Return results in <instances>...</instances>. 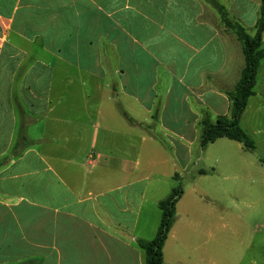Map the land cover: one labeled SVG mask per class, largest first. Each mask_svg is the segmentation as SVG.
<instances>
[{"label": "crops", "instance_id": "obj_1", "mask_svg": "<svg viewBox=\"0 0 264 264\" xmlns=\"http://www.w3.org/2000/svg\"><path fill=\"white\" fill-rule=\"evenodd\" d=\"M214 1L255 28L261 0ZM243 67L204 0H0V264H144L139 220L162 200L130 180L144 142L228 117ZM253 93L255 150L233 141L226 164L264 184V58Z\"/></svg>", "mask_w": 264, "mask_h": 264}, {"label": "rangeland", "instance_id": "obj_2", "mask_svg": "<svg viewBox=\"0 0 264 264\" xmlns=\"http://www.w3.org/2000/svg\"><path fill=\"white\" fill-rule=\"evenodd\" d=\"M243 14L250 25L256 13L248 10ZM245 30L249 36L255 34V28ZM159 123L164 128L170 127L168 120H160L157 126ZM179 128L187 141H171L172 146L165 141L166 148L154 141L144 142L137 159L144 172L130 178H143V184L156 189L155 194L161 199L177 185L182 191L163 247V264H264V184L261 175L252 174V178H248L247 174H242L235 178L226 164L228 155L235 153L233 141L223 139L206 151L200 145L198 124L196 132H191L185 122L179 124ZM247 157L255 160L260 156L249 153ZM159 221L158 207L146 204L139 220L137 238L152 240Z\"/></svg>", "mask_w": 264, "mask_h": 264}, {"label": "trees", "instance_id": "obj_3", "mask_svg": "<svg viewBox=\"0 0 264 264\" xmlns=\"http://www.w3.org/2000/svg\"><path fill=\"white\" fill-rule=\"evenodd\" d=\"M207 1L219 15L221 23L230 31L240 44L244 67L240 78L232 91L226 93L230 102V115L220 117L215 122L206 115L200 121L201 148H206L217 139H227L240 143L247 152L255 150L253 139L240 127L239 121L245 110L248 99L254 94L253 87L259 69V62L264 58L260 50L262 34H264V0H261L259 17L255 25V34L249 36L243 26L232 20L226 9L214 0ZM178 180V177L175 176ZM182 196L180 186L174 187L170 193L157 203L160 221L152 240L137 239L136 246L142 251L144 264H163V247L174 222L176 204Z\"/></svg>", "mask_w": 264, "mask_h": 264}]
</instances>
